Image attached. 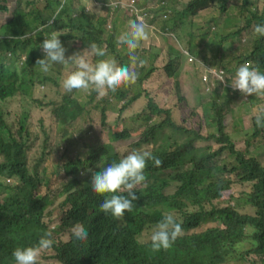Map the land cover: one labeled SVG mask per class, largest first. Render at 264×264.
<instances>
[{
    "label": "trees",
    "instance_id": "16d2710c",
    "mask_svg": "<svg viewBox=\"0 0 264 264\" xmlns=\"http://www.w3.org/2000/svg\"><path fill=\"white\" fill-rule=\"evenodd\" d=\"M128 1L66 0L57 15L63 0H44L43 9L49 12H37L32 20L36 27L41 25L46 31L67 28L68 32L60 36L64 48L66 41L81 39L84 53L92 63L113 58L119 65L126 66L130 65L129 53L117 39L129 29L128 21L136 18L130 12L134 9L144 16L150 30L156 27L161 34L171 32L175 43L181 44L191 57L204 65L192 59L203 67V73L210 74L211 77L203 81V90L214 97L218 109L215 100L206 103L214 113L205 107L206 119L187 129L171 120L169 109L160 108L148 99L144 111L131 120L132 124H141L132 148L124 152L116 150L111 142L103 139L101 132L94 130L92 133L90 126L85 127L84 138L74 142L69 131L78 120L80 104L76 102L73 106L69 102L72 95L61 93L63 89H58L52 80L50 72L56 63L48 72L36 65V60L41 59L40 53L32 51V44L28 47L23 40L32 27L14 30L8 25V22L28 18L23 8L16 7L0 32V264H11L13 250L36 245L44 232L60 233L77 224L87 230L86 241L72 236L68 242L53 243L55 253L48 249L41 257L49 256V252L60 264H226L230 259L253 255L264 264V166L253 157H246L250 154V146L246 145L244 152L236 150L225 131L230 126L235 133L247 132L243 120L235 121L232 111L229 112V104H235L231 80L219 60L227 57L233 40L229 42L218 35L216 29L211 31L204 27V23H193L194 18L199 14L205 16L213 5L219 4L224 11L231 0H159L157 7L150 9L142 7L141 0ZM26 2L32 4L30 0ZM249 4L254 5L250 0H242L239 5L247 8ZM98 9L106 13L101 15ZM122 10L126 12L125 25L118 26L110 17L117 19L116 12ZM247 12L249 18L244 19L243 26L237 28L232 37H237L253 21L264 20V6L260 14L249 8ZM50 20H53L51 24ZM22 40L23 44H19ZM90 43L106 48V57L90 55L86 51ZM6 44L10 51L5 49ZM221 48L222 55L218 56ZM139 49L135 52L137 57H140ZM167 55L164 71L168 77L176 78L182 54L169 47ZM69 56L66 49L65 58ZM65 65L71 67V72L76 68L72 62ZM207 66H216L224 81H220L218 72H211L212 67L209 70ZM136 70L139 78L135 83L121 86L100 99L93 90L86 97L85 101L96 100L94 111L99 113L102 126L99 129L105 131L109 141L127 143L134 135L133 125L131 128L111 127L108 111L112 101L118 105L115 119L118 121L123 111L142 96L140 91L132 94L128 91L141 86L153 68L149 66L145 70L140 66ZM38 86L55 87L56 95L35 100L33 91ZM124 91L128 94L126 99L122 97ZM175 91L178 95L176 82ZM14 98H19L21 111L15 122H9L10 113L3 105ZM26 103L47 109L63 131L60 144L49 153L43 148L32 165L28 155L35 148V140L28 127ZM161 115L165 118L152 124V118ZM228 116L230 122H227ZM209 127H213L215 133H209ZM211 141L217 148H212ZM133 150L150 151L163 164L156 167L153 161H147L146 182L135 189L138 199L133 201V212L114 219L100 212L98 198L91 192V178L93 173L114 161L119 162ZM52 171L58 183L54 196L49 193L48 176ZM228 174H234L239 182H255L253 192L246 194L242 203L234 202L227 191L232 184ZM43 189L46 193L41 192ZM58 197L62 198L60 211L52 208L46 212ZM169 210L181 216L186 234L166 252H153L150 245L140 243L139 238ZM207 225L212 226L195 232ZM248 241L253 243V248L235 258L230 257L237 245Z\"/></svg>",
    "mask_w": 264,
    "mask_h": 264
},
{
    "label": "rangeland",
    "instance_id": "374dc122",
    "mask_svg": "<svg viewBox=\"0 0 264 264\" xmlns=\"http://www.w3.org/2000/svg\"><path fill=\"white\" fill-rule=\"evenodd\" d=\"M44 0H34L31 5H26V2H21L20 6L26 10L28 13V18H23L20 20L13 21L9 23L7 19L11 17L13 10L19 5L17 0H0V6L4 7V10H0V27L6 21L11 29L14 30H24L26 26H30L35 29L36 25L33 19L35 17L37 11L49 12L44 8L43 4ZM130 1V0H129ZM128 1V2H129ZM253 2V6H247V8L251 9L252 12H257L260 14L262 7L264 6V0H250ZM132 3V1H131ZM242 3V0H231L227 2L226 9L224 11L221 10L220 5H213L211 10L205 13V16L199 14L197 18L193 19L194 24H202L204 23V27L210 28L211 31L214 29L217 30L218 35H222L224 39H227L229 42L233 40L230 44H232V49L228 52L226 58H219L220 62L223 65V69L230 78L231 82L234 79V75L238 68L242 65L241 61L248 57L251 52H254V56L256 60L249 61L251 64H257L256 61L264 58V38L257 36L251 30L252 27L259 23L258 21H253L249 24L244 30L240 32L237 37H232L231 34L239 27L243 26V21L245 18H249L247 8H242L239 4ZM159 4V0H141L140 5L146 9L155 8ZM134 8V7H132ZM101 15H104L106 12L102 9H98ZM131 13L137 14V11L131 9ZM117 19L115 16L110 17V20H116L118 26L125 25V11L116 12ZM130 21V20H129ZM128 21V22H129ZM121 24V25H120ZM41 28V27H39ZM38 28V29H39ZM129 29H127L128 31ZM193 31V29H192ZM37 30H32L28 35L25 36L23 40H26L28 47L30 44H33V41H38L36 33ZM53 32L63 33L68 32L67 28L59 31H46L43 30L41 32V38L38 43V49L40 45H42L43 40L48 38ZM119 32H122L120 30ZM150 37L148 41H144L139 52V59L145 61L143 67L145 70L152 66L154 68L153 73L141 84V86L135 88L132 91H128L129 94H132L136 91L142 92V96L135 101L132 105H130L127 109H125L122 113L121 119L115 121L118 115V105H116L113 101L111 102L112 108L108 111V122L109 125L113 128H131L133 125L134 135L129 139L127 143L124 142H112L113 140H108L106 137L105 131L101 130V123L99 119V113L94 111L96 100H86V97L91 94V90H73L71 94V98H69V102L75 106L76 102L80 104V108L78 110V120L75 122L74 127L69 131L72 133V138L74 142H78L82 138H84V130L85 127L90 126L94 130L99 131L103 135V139L105 141L111 142L112 146L120 151L124 152L129 148H132L134 143L137 141L140 133V125L141 124H132V119L137 118L139 114H141L148 102V99H152L154 103L160 108H166L170 110V118L177 125L184 126L187 129H191L192 125H196L201 122L204 117V109L205 107L208 109L210 113H214V110L210 105H205L211 100H215L213 96L209 95L207 92L203 90V82L202 78L205 80L210 78V74L203 73V67L200 64L193 65L191 61H189V56H185V52L182 51V48L179 44L175 43L173 34L171 32H166L164 34L160 33L158 28L149 29ZM31 36V37H30ZM58 37L60 39L61 37ZM23 40L19 44H23ZM218 42H220L218 40ZM66 49L70 56L75 53L81 52V54L86 55L83 50V41L81 39H71L65 42ZM221 44V43H220ZM171 46L178 49L180 52H183L184 56L181 57V65L178 68V77L177 82L179 83L181 99H178L174 93V80L172 78H168L164 71L163 67L167 62V47ZM221 46H223L221 44ZM224 48V47H223ZM227 48V46H226ZM5 49L9 50L7 44ZM25 53V52H24ZM218 56L222 55V48L217 51ZM41 59L44 58L43 51L41 48L40 52ZM74 64V62H72ZM54 68L50 72V76L52 80L55 82L58 89H62V82L64 78L71 72V67L66 66L65 64L56 63L53 65ZM201 66L202 69L199 67ZM211 72H219V69L216 66H207ZM231 94L233 95V99L235 101L234 105L229 104V112L232 111L233 118L235 121L243 120V123L247 129L245 133H235L233 129L229 126L225 131L228 135H230L232 142L235 145V149L241 152H244L246 149V145L250 146V155L256 157L261 164L264 165V128L259 127L260 130L256 127L255 116L257 113V109L260 108V101L264 99V96H259L258 98H246L238 93H236L233 88L230 86ZM124 90V89H123ZM238 91V90H237ZM66 91H61L64 93ZM138 92L136 95L138 96ZM67 94V93H66ZM56 95L55 87L47 88L46 86H38L33 91V97L36 100H41L44 96H47V99L54 97ZM107 96V95H106ZM104 96V97H106ZM97 99L103 98L97 96ZM124 99L128 98V94L124 91L122 96ZM47 99L45 101H47ZM216 102V100H215ZM217 109L218 104L216 102ZM29 109V120L28 125L32 132V137L35 139L36 147L29 155V164H33L36 161L42 151L43 148L49 153L52 149L56 148L60 142L62 141V129L56 124L54 119L51 117L49 111L45 108L41 107H32L26 105ZM3 108L10 112L12 116L10 117V121H14L15 115H17L21 110V105L19 100L12 99L9 100L6 104L3 105ZM165 118L164 115L159 117L152 118V124H157ZM227 122H230V117H227ZM209 133L214 132L213 127L208 128ZM215 133V132H214ZM2 144V142H0ZM212 148H217V145L214 144V141H211ZM73 148V147H72ZM2 158L0 157V161ZM50 180V189L49 193L52 196L55 195L56 189L58 187L56 175L53 171L49 174ZM233 180L234 177H232ZM172 187L170 188V190ZM42 193H46V190L43 189ZM231 193V197L234 202L242 203L246 194L251 192V184L250 183H234L229 190ZM62 198H54L53 204L46 210V212L50 209H59V203ZM212 225H207L201 227L195 232H200L207 227H211ZM54 241H68L69 236L66 233H53ZM148 240V234H146L142 241ZM254 245L251 242H245L237 245L234 248V252L231 254V258L237 257L241 252L249 250L253 248ZM39 264H59L56 261L49 258V256H42L39 259ZM226 264H261L259 259L253 255L245 256V259H230Z\"/></svg>",
    "mask_w": 264,
    "mask_h": 264
},
{
    "label": "clouds",
    "instance_id": "9594fccd",
    "mask_svg": "<svg viewBox=\"0 0 264 264\" xmlns=\"http://www.w3.org/2000/svg\"><path fill=\"white\" fill-rule=\"evenodd\" d=\"M23 1L26 2V0H20V2L17 0L19 4L18 6H20L21 2ZM30 1H32L33 3L34 0H30ZM65 2L66 0H63V2L60 5V8L57 9V13H56L57 15L59 14V11L63 8ZM0 7L2 8L0 10L5 9L2 6ZM54 19L55 17H53V20ZM53 20H50L49 24H51ZM258 22L259 23L255 24L251 30L257 36L264 38V20H260ZM6 23L7 21L4 24ZM4 24H2L1 27ZM1 27H0V32H1ZM149 29H150V25L146 22L144 16L140 15L139 12H137L136 18L134 20L129 21V30L122 32L119 35L117 39V43L126 46L127 51L129 53L130 65H126V66L119 65L117 61L113 58H104L98 60L95 63H92L90 62L88 56L81 54V52L75 53L72 56L67 57L66 59L65 58L66 49L62 45L60 39H58V37L60 36L58 32H53L48 38L44 39L42 45H40L43 51L44 58L43 59L38 58L36 60V65H39L42 71L48 72L51 65L54 63L65 64L69 62H74L76 65L75 70L70 72L62 82V86L66 91V93L73 94L72 93L73 90L83 89L87 91L90 89L95 91L99 97H104L109 92H115L121 86H126L135 83L136 80L139 78V73L136 69L140 66H143L145 61L139 59L135 54V52L140 47L141 42L149 40L150 37ZM32 30L34 31L37 30L35 34L37 36L38 41L35 42H37L38 44L41 38V32L47 29L41 25H38L35 29L33 28L29 29L26 33L30 34ZM179 45L181 46L182 51L185 52V56H189V61H191L193 65H196V63L192 60L195 59L196 61H198L196 57H191V55L183 49L182 45L181 44ZM169 47L171 46H168L167 50ZM41 48H40V52H41ZM167 50H166V54H167ZM86 51L90 55H94L96 57H106L107 55L106 48L100 47L96 43H90ZM183 52H181L182 56H184ZM181 57L179 58L178 61L179 65L176 67L177 77H178L177 71L181 65L180 62ZM254 60H256L254 56V52H251L248 57L244 58L241 61L242 65L236 71L235 77L231 82V87L233 88V90L236 93L246 98H258L259 96H264V58L260 59L259 61H256L257 64H251V62H249ZM167 62H168V55H167ZM164 67H163V71H164ZM165 75L167 76L166 73ZM217 76L221 82L224 81L222 73L218 72ZM177 77L176 78L168 77V78H172L174 80L173 83L174 93L178 99H181L180 88H179V83L177 82ZM201 80L202 82L204 81L202 76H201ZM175 82L178 84V88H179L178 95L176 94L175 91ZM17 99L19 100V98ZM26 105L32 106L28 103L25 104V107ZM26 108L28 109V107ZM17 115H15V119ZM11 116L12 114L10 113V117ZM10 117H9V122H15V119L14 121H10ZM255 121H256V127L259 130H260L259 127L264 128V99L260 101V108L257 109ZM29 155H28V159H29ZM246 157H253L261 164V162L256 157L250 154H248ZM148 160L153 161V164L156 167H160L163 164V161L160 160L158 157L153 156L150 151L133 150L129 152L125 157L120 159L119 162L114 161L108 166L104 167L99 172L93 173L91 178V186H92L91 192L98 198L100 212L114 219L123 218L125 213L133 212L135 208L133 201L138 199V197L135 195V189L137 188V186L146 182L145 168L147 166ZM261 165L264 166L263 164ZM227 176L232 182L231 186L234 183H238V184L250 183L251 192L247 194L249 195L253 192V184L255 182H239L234 174H228ZM232 177H234L235 180H233ZM231 186L229 189H227L228 192L231 189ZM60 233L68 234L69 236L68 241H70L72 236H74L75 239L81 242L86 241L88 238L87 230L80 224H77L74 227L69 228L65 231H61ZM146 234H148V240L142 241V238ZM185 234L186 232L183 229V219L176 211L169 210L164 212L162 218L154 225H152V227L147 232L142 234V236L139 238V242L149 244L150 249L153 252L163 253L166 252L170 247H172L177 239L181 238ZM68 241L56 242L53 240V232L51 230L46 231L43 233V235L40 236L38 243L36 245L27 246L23 248L17 247L15 250H13L11 264H39V259L44 251L49 249V251L54 252V249L52 247L53 243L55 244L59 242L65 243ZM48 255L50 259H52L49 252ZM52 260L56 261L55 259Z\"/></svg>",
    "mask_w": 264,
    "mask_h": 264
},
{
    "label": "crops",
    "instance_id": "0c3cea01",
    "mask_svg": "<svg viewBox=\"0 0 264 264\" xmlns=\"http://www.w3.org/2000/svg\"><path fill=\"white\" fill-rule=\"evenodd\" d=\"M32 51H37L38 52V54H39V52H40V48H41V46H40V48L38 49V44H37V42L35 43V44H32ZM31 51V52H32ZM65 79V78H64ZM62 89L64 90V88H63V86H62ZM138 99H136V101H137ZM230 140H231V138H230Z\"/></svg>",
    "mask_w": 264,
    "mask_h": 264
}]
</instances>
